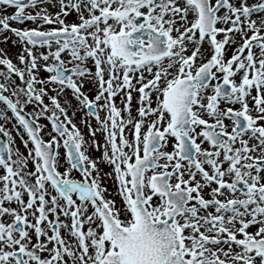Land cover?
Returning <instances> with one entry per match:
<instances>
[{
    "label": "snow or ice",
    "instance_id": "obj_1",
    "mask_svg": "<svg viewBox=\"0 0 264 264\" xmlns=\"http://www.w3.org/2000/svg\"><path fill=\"white\" fill-rule=\"evenodd\" d=\"M0 44V264H264V0H0Z\"/></svg>",
    "mask_w": 264,
    "mask_h": 264
},
{
    "label": "rangeland",
    "instance_id": "obj_2",
    "mask_svg": "<svg viewBox=\"0 0 264 264\" xmlns=\"http://www.w3.org/2000/svg\"><path fill=\"white\" fill-rule=\"evenodd\" d=\"M28 26H32V25H28ZM9 44H11V42H9ZM0 47H5V45H3V44H0ZM9 51L13 54V56L15 55V53H16V51H17V49L15 48V47H10L9 48ZM43 121V120H42ZM41 121V122H42ZM44 122H46V121H44ZM10 127V126H9ZM17 144L19 145L20 144V141H19V139H17ZM21 149L23 150V148H22V145H21ZM93 155H95V156H99L98 155V153H93ZM101 167H103L104 168V170L105 171H108L109 169L106 167V166H104V165H102ZM108 185H109V190L110 191H113V188H112V186H111V181H108Z\"/></svg>",
    "mask_w": 264,
    "mask_h": 264
},
{
    "label": "flooded vegetation",
    "instance_id": "obj_3",
    "mask_svg": "<svg viewBox=\"0 0 264 264\" xmlns=\"http://www.w3.org/2000/svg\"><path fill=\"white\" fill-rule=\"evenodd\" d=\"M21 83H22V82H21ZM41 123H47V122L42 121ZM93 123H94V121H93ZM86 131H87V130H85V133H86ZM98 155H99V153H98Z\"/></svg>",
    "mask_w": 264,
    "mask_h": 264
}]
</instances>
